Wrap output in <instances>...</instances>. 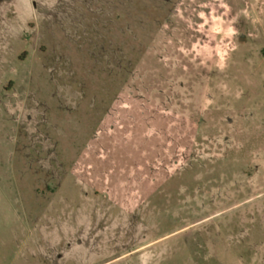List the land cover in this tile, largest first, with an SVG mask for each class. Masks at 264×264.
<instances>
[{
    "label": "rangeland",
    "instance_id": "obj_1",
    "mask_svg": "<svg viewBox=\"0 0 264 264\" xmlns=\"http://www.w3.org/2000/svg\"><path fill=\"white\" fill-rule=\"evenodd\" d=\"M0 264H264V0H0Z\"/></svg>",
    "mask_w": 264,
    "mask_h": 264
}]
</instances>
